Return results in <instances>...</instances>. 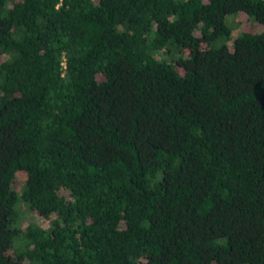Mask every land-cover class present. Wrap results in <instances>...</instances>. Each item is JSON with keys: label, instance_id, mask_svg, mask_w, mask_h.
I'll use <instances>...</instances> for the list:
<instances>
[{"label": "trees", "instance_id": "16d2710c", "mask_svg": "<svg viewBox=\"0 0 264 264\" xmlns=\"http://www.w3.org/2000/svg\"><path fill=\"white\" fill-rule=\"evenodd\" d=\"M0 264H264V0H0Z\"/></svg>", "mask_w": 264, "mask_h": 264}, {"label": "rangeland", "instance_id": "374dc122", "mask_svg": "<svg viewBox=\"0 0 264 264\" xmlns=\"http://www.w3.org/2000/svg\"><path fill=\"white\" fill-rule=\"evenodd\" d=\"M226 22L233 29L231 35L232 39L236 35H238L241 31L258 32L262 29V25H260L256 21L253 22L252 19H249V17L244 12H240L236 15H228L226 17ZM232 39L229 40L228 42L229 46L232 45L231 43ZM24 177H25L24 173L18 174V180H16L15 183L13 184L14 189L16 190L19 189ZM39 220L41 221L42 219L39 218Z\"/></svg>", "mask_w": 264, "mask_h": 264}]
</instances>
